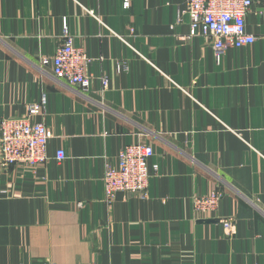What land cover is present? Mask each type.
Listing matches in <instances>:
<instances>
[{
    "label": "crops",
    "instance_id": "crops-1",
    "mask_svg": "<svg viewBox=\"0 0 264 264\" xmlns=\"http://www.w3.org/2000/svg\"><path fill=\"white\" fill-rule=\"evenodd\" d=\"M185 8L0 0V124L45 92L37 119L52 132L45 162L0 172L10 190L0 196V264H264V0L246 16L256 42L221 60L211 40L190 36ZM65 25L95 58L90 70L110 77L107 90L95 80L83 92L42 63ZM138 140L156 150L148 194L120 191L108 206L103 158ZM217 187L224 197L202 222L192 198Z\"/></svg>",
    "mask_w": 264,
    "mask_h": 264
},
{
    "label": "built area",
    "instance_id": "built-area-1",
    "mask_svg": "<svg viewBox=\"0 0 264 264\" xmlns=\"http://www.w3.org/2000/svg\"><path fill=\"white\" fill-rule=\"evenodd\" d=\"M123 8L129 9L132 0H122ZM254 0H186V13L190 19V36H202L212 41L217 60H221L228 49H240L254 44L257 37L248 32L246 16L251 11ZM134 33V28H131ZM123 40L126 41L124 37ZM95 61L88 51L75 44L74 36L68 26L64 29V42L58 46L54 56L43 58L42 63L51 64L56 78L63 79L83 92H88L95 80H100L102 90H107L110 77L106 74L96 76L90 67ZM120 69L128 67L119 64ZM48 104V95L43 92L37 102L28 105L27 113L22 117L3 118L0 124V172L12 165L35 167L48 159L47 150L52 132L43 115ZM156 150L150 143L136 141L123 146L115 161L107 156L103 158L102 182L104 200L111 206L117 192H129L147 196L149 181L152 177L150 159ZM56 160L63 162L66 151L59 149ZM159 166H153L158 172ZM10 190L0 185V196H7ZM224 197L218 187L206 194H196L192 198L193 209L199 219H210L218 210ZM221 223L227 233H232L234 221L224 218ZM257 264V263H253Z\"/></svg>",
    "mask_w": 264,
    "mask_h": 264
},
{
    "label": "water",
    "instance_id": "water-1",
    "mask_svg": "<svg viewBox=\"0 0 264 264\" xmlns=\"http://www.w3.org/2000/svg\"><path fill=\"white\" fill-rule=\"evenodd\" d=\"M201 221H202V222L213 221V219H202ZM220 222H221V220H220Z\"/></svg>",
    "mask_w": 264,
    "mask_h": 264
}]
</instances>
